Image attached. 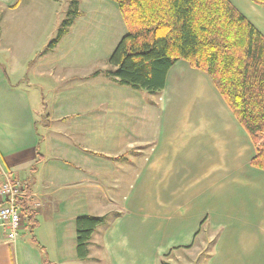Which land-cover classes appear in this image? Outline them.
I'll return each instance as SVG.
<instances>
[{
	"label": "crops",
	"instance_id": "1",
	"mask_svg": "<svg viewBox=\"0 0 264 264\" xmlns=\"http://www.w3.org/2000/svg\"><path fill=\"white\" fill-rule=\"evenodd\" d=\"M61 1L0 0V181L26 180L43 246L23 222L0 264H194L206 241L199 264H264V170L211 77L178 59L159 91L121 83L117 2ZM228 1L264 36V5ZM84 214L104 220L80 259Z\"/></svg>",
	"mask_w": 264,
	"mask_h": 264
},
{
	"label": "trees",
	"instance_id": "2",
	"mask_svg": "<svg viewBox=\"0 0 264 264\" xmlns=\"http://www.w3.org/2000/svg\"><path fill=\"white\" fill-rule=\"evenodd\" d=\"M126 32L108 55V75L121 83L156 92L178 59L207 73L255 145L250 163L264 170V36L228 0H115ZM264 5V0H252ZM61 20L47 43L53 47L72 22ZM32 242L36 211L18 199ZM103 216L75 219L76 254L84 259ZM47 259L44 260V264ZM167 264V263H164Z\"/></svg>",
	"mask_w": 264,
	"mask_h": 264
},
{
	"label": "built area",
	"instance_id": "3",
	"mask_svg": "<svg viewBox=\"0 0 264 264\" xmlns=\"http://www.w3.org/2000/svg\"><path fill=\"white\" fill-rule=\"evenodd\" d=\"M33 208L37 202L28 191L26 180L5 175L0 181V235L14 241L23 225L18 199Z\"/></svg>",
	"mask_w": 264,
	"mask_h": 264
},
{
	"label": "rangeland",
	"instance_id": "4",
	"mask_svg": "<svg viewBox=\"0 0 264 264\" xmlns=\"http://www.w3.org/2000/svg\"><path fill=\"white\" fill-rule=\"evenodd\" d=\"M65 0H62L61 2H60V4H65V3H63ZM66 16H65V14H62V16H59V20H58V22H61V20L63 19V18H65ZM58 25H59V23H58ZM14 49H12V52H13V57H15V53H14ZM19 51V50H18ZM12 54V53H11ZM8 57H10V55L8 54ZM4 62H5V60H3ZM6 63V62H5ZM7 64V63H6ZM210 243H211V241H206V242H204V243H202L201 245H200V247L199 248H197V250H196V254L194 253L193 254V256H192V258H191V261H193V263L194 264H199L204 258H205V254H206V252H207V250H208V248L210 247ZM188 259V258H187Z\"/></svg>",
	"mask_w": 264,
	"mask_h": 264
}]
</instances>
